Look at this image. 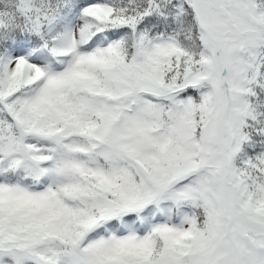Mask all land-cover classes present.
<instances>
[{"label": "snow or ice", "instance_id": "snow-or-ice-1", "mask_svg": "<svg viewBox=\"0 0 264 264\" xmlns=\"http://www.w3.org/2000/svg\"><path fill=\"white\" fill-rule=\"evenodd\" d=\"M0 264H264V0H0Z\"/></svg>", "mask_w": 264, "mask_h": 264}]
</instances>
